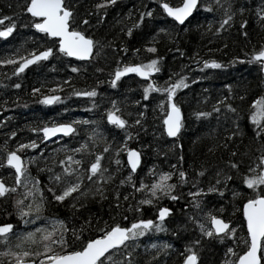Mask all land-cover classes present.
<instances>
[{
  "label": "trees",
  "instance_id": "trees-1",
  "mask_svg": "<svg viewBox=\"0 0 264 264\" xmlns=\"http://www.w3.org/2000/svg\"><path fill=\"white\" fill-rule=\"evenodd\" d=\"M100 2L101 0H66V4L75 9L74 16L79 30L92 35L95 40L104 45L103 53L100 54L99 50H95L96 54L91 61L83 62L71 59L64 54H58L17 75H13L14 65H0V177H3L8 184L15 183V172L5 164V146L7 150H12L17 143L36 140L37 149L25 148L21 150V154L25 156V163L31 176H38L41 187H45L44 194L47 197L45 215L65 218L69 228L76 227L77 229L91 215L92 227L84 233L85 237H90L103 228L105 222L109 225L120 223L122 226H127L134 219L140 218H151L158 222V209L167 206L173 209V213L165 220L162 229L160 231L150 230L144 236L139 237L135 244L129 245L134 253L133 264H182L186 255V246H192L198 252L199 264H223L228 248L232 247L236 253H240L246 247L244 241L248 239V234L246 220L243 216V204L252 195V192L247 185L242 183L241 174L246 173L250 166L258 163L259 156L264 155V140H258L255 137L254 126L249 119L250 112L244 110L247 99L254 96L260 89L264 90V87L260 86L264 85V78L249 77L246 74L250 71L258 73H262V71L258 65H252L247 60L234 64L228 62L236 56H248L254 46L259 48L264 42V27H261V23L257 19V8L264 7V0H234V7H243L245 11L237 12L229 25H226L220 32H217L216 29L222 18V11H209L203 7V4L213 2V0H200L195 14L184 26L178 24L163 11L160 0H117L115 5L107 8V16H103V9H96L95 6ZM170 2L175 5L180 0H170ZM27 3L28 0H0V16L11 17L12 20L22 18V20H15L16 28L24 29V37L23 34L17 36L19 31L14 30L9 37L0 38V58L11 56L18 48L20 49L19 55L30 51L31 48H36L39 51L44 47H53L54 52L58 51L57 40L46 37L44 33L31 26L33 22L28 20V13L23 11ZM146 9H152L153 16L146 18L145 24L139 28H134L132 36H127L126 29L136 23L139 13ZM85 15L89 21L87 25L80 23ZM98 19L99 23H97ZM242 19L248 21L246 26L242 27ZM9 22V20H4L2 26H7ZM209 22L212 23L210 29H208ZM122 28L125 31H121ZM158 29H167V32L158 33ZM244 31L248 32L247 37L243 35ZM169 33L173 34L172 39H169ZM110 41L117 46L114 55L109 52ZM121 41L127 44V52L121 46ZM153 41H155L156 53H151L144 47L145 44L151 45ZM133 49H139L138 54ZM104 54H107V58L122 57L125 60L124 63H141L158 55L162 57L161 71L152 74L151 80L127 73L117 81L116 86H113L110 83V77L115 68L106 69L110 67V63L101 59V55ZM209 58L222 60L227 67H197L198 63L202 65V61ZM73 66L79 68L80 71L74 72ZM189 70V77L195 82L190 83L188 88L180 89L177 92L176 100L184 110L185 121L181 134L172 139L167 136L164 128L167 107L165 93L154 91L147 99H141L142 90L148 82H158L159 85L166 86L169 76H172L173 73L183 74ZM68 76H72V80L68 81L61 90L60 94L65 99L59 103L44 105L40 102V95L32 93L33 88H40L41 93L49 94L52 83L66 80ZM197 76L201 79L196 80ZM175 78L177 77H173V80ZM98 81L102 83H97ZM225 81L228 83L223 87L222 97L229 96L230 92L227 87L229 83H237L239 86L242 96L237 95L236 100L241 107L240 112L231 113L224 109L219 114L213 113L211 117H215L214 119L202 117V121L199 120L192 124L193 118H197L193 113L202 111L200 107L205 94H208L214 86H219ZM15 84H20V87H14ZM92 87L98 89L97 97H81L71 94L72 91L90 90ZM239 97H243V99ZM93 100L96 107L92 106ZM113 100L117 102L119 114L124 115L129 121L138 119V112H145L142 121L144 127L133 125L129 128V131L135 134L134 137L126 140L125 131L106 120L105 109L112 107L111 101ZM137 100L140 101V104L135 103ZM162 100L165 101L164 108L160 107ZM144 104L148 105L146 110L143 108ZM65 109L67 111H64ZM236 114L239 115L238 123L240 125L237 136L229 142L228 148H224L220 141L227 138L226 132L237 131L233 126ZM51 119H55L58 123L79 121L75 125L77 132L63 139L41 143L42 133L33 132L31 128H42L44 122ZM98 125L102 128L107 141L111 142L112 149L121 148V145L126 144L127 148L135 147L141 151V165L138 171L133 173L137 187L141 179L150 184L152 176L149 173V168L153 165L158 171H169L171 170L170 165H176L177 169L182 168L188 172V183L185 184L179 183L178 173L172 177V182L177 183L173 194L178 199L173 200L169 196H164L157 198L151 205L139 204L142 198H147L145 193L143 191L133 192L132 185L129 183L124 185L119 183L130 171L127 152L121 148L119 153L110 149L105 152L101 160L102 166L109 172L115 171L116 160L120 161L116 177L112 182L104 185L107 189L105 199L101 200L99 195H88L78 201L83 205L80 208L72 207L69 199L63 203H56L52 200L46 187L50 173L43 170L45 164L47 163L48 168L53 171H60L63 165H60L58 161L63 159L66 154L71 153H65L62 149L57 151V149L62 145L76 148L81 141L91 140L88 133ZM12 131H16L15 137L10 135ZM198 137L199 139H197ZM214 144L217 147L209 151ZM104 146L103 142H97L93 148L90 143L89 148H92V152L76 154L78 157L82 156L84 169L89 167L95 153L104 150ZM40 149H43V156L50 157L49 161L39 157ZM233 150L236 152L234 157L231 156ZM181 155L183 160H180ZM28 157H37V159L28 163ZM229 159L239 162V171L227 166ZM52 160L57 163L52 164ZM74 167L79 166L74 165ZM201 168L207 169L202 176L199 175ZM220 170L232 177L227 181L225 191L222 194L219 192L197 194L195 199L200 200L202 212L205 211L204 208L211 209L214 215L230 219L232 226L236 227L235 238L232 235H227L221 240L218 236L207 237L200 233V237H196V239H200L201 244L196 246L191 243L196 239H189L188 236L183 235L186 233L194 235L197 228L187 215L192 207V202H195L189 193H195L197 187L224 188L223 180L217 184L216 173ZM84 187L95 190L96 185L91 184L85 178ZM117 189L121 193L120 207H117L115 203L114 193ZM233 191H236L238 195L234 197ZM23 192L24 189L21 186L11 196L0 197V223L11 222L19 229H27L28 226L23 224L14 210V199L19 198ZM125 194H128L127 200L123 199ZM188 204L190 207L185 208V205ZM8 213L12 214L8 215ZM97 217H99V223ZM201 220L210 226L207 217L202 216ZM165 228L167 230H164ZM77 236H79V232ZM182 236H184V240ZM68 241L69 244L81 242L71 233L68 235ZM153 244L157 245V248L153 249L151 247ZM165 244L170 247L164 248ZM123 251L125 250L121 249V252ZM150 258L152 259L150 260ZM228 258L235 260V256L231 253L228 254Z\"/></svg>",
  "mask_w": 264,
  "mask_h": 264
},
{
  "label": "snow or ice",
  "instance_id": "snow-or-ice-1",
  "mask_svg": "<svg viewBox=\"0 0 264 264\" xmlns=\"http://www.w3.org/2000/svg\"><path fill=\"white\" fill-rule=\"evenodd\" d=\"M117 0H101L95 7L96 9H103V16H107V8L115 5ZM161 7L168 16L173 17L176 21L183 24L193 12L200 5V0H180L178 4H172L170 0H160ZM215 4V7H214ZM209 11H222V18L219 21V27L217 32L222 31L226 25L234 19L237 12L243 13L245 8L234 7V0H213V2L203 4ZM24 12L31 14L32 17L38 18L32 23V27L44 33L46 37L59 38L58 39V51L54 52L53 47H44L43 50H37L31 48L30 51L24 52L23 55H19L20 49L12 53L11 56L6 58H0V65L12 64L14 65L13 75L21 74L31 65L40 64L42 61H47L50 57L58 54H64L69 57L87 58L92 57L94 49L102 51L104 45L94 39L92 35L86 34L85 31L79 30V26L76 24L74 16L75 9L65 3V0H28L25 5ZM257 19L261 23V27H264V7L257 8ZM153 16L152 9H146L139 13L138 20L131 27L126 29L127 36L133 35V29L139 28L145 24L146 18ZM4 20L10 22L7 26H2ZM100 20H97L99 23ZM81 24L87 25L89 23L87 15H85L81 21ZM248 21L242 19L241 25L246 26ZM16 21L11 17L0 16V38L9 37L16 29ZM212 27V23L209 22L208 29ZM208 29H205L206 31ZM125 31V29H121ZM167 32V29H158V33ZM243 35L248 36V32L244 31ZM169 39L173 38V34H168ZM115 39V38H114ZM113 48L117 46L109 42ZM121 46L124 51H128V46L121 41ZM144 47L151 53H156L155 41L151 45L145 44ZM119 50V49H117ZM138 54L139 49H133ZM198 55V54H196ZM162 57L156 55L154 58L141 63H124L121 57V64H118L114 73L110 77V83L116 86L117 81L127 73H136L140 77L148 78L151 80L153 73L161 71L160 61ZM247 60L250 63H256L260 70L264 72V42H262L259 48L254 46L253 51L248 56H236L228 63L234 64L237 62ZM18 62V66L17 65ZM197 67L204 68H224L227 65L222 61L215 58L204 59L201 64H197ZM74 72H79L80 69L73 66ZM189 72L183 74L173 73L169 76L166 86L159 85L158 82H148L143 86L141 99H147L152 92L165 93V100L167 101L166 115L164 117V125L166 127L167 134L172 137L180 134L183 124V113L180 104L176 100L177 92L180 89H186L190 83H194L195 80H191ZM173 77H177L173 80ZM196 80L201 79L197 76ZM72 80V76H68L66 80H58L52 83V87L49 90V94H43L40 88H33L32 93L34 95H40V102L44 105H53L61 102L65 99L62 96L61 90L67 85L68 81ZM97 83H102L98 81ZM43 86V85H42ZM14 87L19 88L20 84H15ZM231 89L232 85H228ZM72 95L81 97H97L98 89L92 87L90 90L72 91ZM243 99V97H239ZM205 100L208 98L205 97ZM228 97H221L216 100L212 106L211 111H197L193 114L197 118L211 117L213 113L219 114L221 106H223L226 112L237 113V109L231 103H226ZM136 104H140V101H135ZM111 108L105 109L106 120L111 124L123 129L126 133L125 139L135 136L134 133L129 131L133 125L144 127L142 121L145 116V112H138V119L129 121L124 115L119 114V108L115 100L111 101ZM93 107H96L95 101L92 103ZM147 104L143 105L146 110ZM160 107H165V101H160ZM64 111H67L65 109ZM252 125L254 126V134L258 140H264V94L257 96L251 101V112L249 116ZM239 115L236 114L233 120V126L237 131H227L226 139L220 141L224 148L229 147V142L232 141L239 130ZM79 121H69L64 123H58L55 119H51L44 122L42 128L32 127L31 130L36 133H42L41 143L48 141L52 137H56L57 134H63V136H71L77 132L76 124ZM87 123V121H84ZM12 137L17 135L16 131L10 133ZM63 136L61 139H63ZM88 136L91 140L85 139L81 141L76 148H69L67 145H62L57 149L63 150L66 154L63 159H60L58 163L63 165L60 171H53L49 169L47 163L43 170L48 171L47 191L56 203H63L66 199L71 200V206L74 208H80L83 205L78 203L81 198H86L88 195H99L100 199H105V184L112 182L116 177V173L119 171V159L116 160L117 168L115 171L109 172V170L102 166L101 160L110 149L115 153H119L121 148L127 152V159L131 165V169L126 177L121 179L119 183L124 185L129 183L132 185L133 192L143 191L147 198H142L139 204H153L157 198L169 196L173 200L178 199L173 194V190L177 187L176 182H172L174 175L179 176V183H188V172L182 168L177 169L176 165H170L169 171L156 170V166L153 165L149 168V173L152 176L151 182L145 183L141 179L138 183L133 179V173L136 171L141 161V152L135 148H127L126 144L121 145V148L112 149L111 142L107 141L106 136L103 133L102 128L99 125L92 129ZM199 139V137L197 138ZM97 142L104 143V150L95 153L94 159L90 162L87 169L83 168L82 156H77V153L92 152V148H89L91 143L93 148ZM182 147V146H181ZM217 145H213L209 151L215 149ZM37 149L38 144L36 140H29L25 143H17L16 147L12 150L6 151L5 164L11 166L15 171V183L8 184L3 177H0V197L7 198L13 193H16L21 186H23L24 192L19 198L14 199L15 214L23 221V224L28 226L26 230L19 229L11 222L0 223V264H133V250L129 248L130 244H135L139 237H142L150 230L160 231L165 223V218L169 217L173 213V209L167 206L160 207L158 209V222L151 218L134 219L129 225L122 226L120 223H113L109 225L105 222L103 228H100L97 232L93 233L90 237H85L84 233L88 231L92 225V216L89 215L87 220H84L79 229L76 227L69 228L68 221L65 218H59L57 216L45 215V209L47 207V197L45 196V187H41V181L39 177H32L27 165L25 163V156L21 154V150ZM51 152V150H50ZM54 155L55 153H51ZM39 157L45 161H49L50 157L43 156V149H40L38 153ZM236 152L233 150L231 156H235ZM37 157H28L27 162L32 163ZM180 160H183V156H180ZM259 162L250 166L246 173H242V183L247 185L251 190L252 195L246 199L243 204V214L246 217V231L248 239L244 241L246 247L242 252L236 253L234 248L230 247L225 253V261L223 264H264V155L259 156ZM52 164H56L57 161L52 160ZM78 165L79 167H74ZM227 166L239 171L240 164L234 159L227 161ZM207 171L206 168L199 170V175H203ZM85 174H87L85 176ZM218 179L217 184L221 180L225 182L224 188H218L216 186H209L207 189L197 187L195 193L190 192L189 195L194 198V209L201 208V202L195 199L197 194H204L206 192H219L223 193L226 189L227 181L232 177L227 173H223L220 170L216 173ZM85 178L91 183L95 184V190L90 187H84ZM103 183H100V182ZM55 185V186H53ZM75 194V195H73ZM150 194V195H148ZM232 195L235 197L238 195L236 191H233ZM115 203L117 207H120L121 193L117 189L114 193ZM124 200L128 199V194L123 196ZM131 207V205H129ZM188 207V205H185ZM12 213H8L11 215ZM201 215L207 217L210 221L206 224L203 220L198 219L194 215H189V219L192 220L194 225L199 227V232L203 236L213 237L218 236L221 240L224 236L232 235L235 238L236 227L232 226V221L225 219L220 215H214L211 211L201 212ZM99 223V217L96 218ZM164 230H167L166 228ZM79 232V236L77 233ZM72 234L74 238L80 239L79 244H69L68 235ZM192 244L199 246L201 244L200 239H196L191 242ZM153 249L157 248V245L151 246ZM164 248L170 247V245H163ZM121 249L125 251L121 252ZM231 253L235 256V260H230L228 254ZM159 255V252H157ZM152 258H150L151 260ZM200 256L198 252L192 246H186V255L182 261V264H199Z\"/></svg>",
  "mask_w": 264,
  "mask_h": 264
},
{
  "label": "bare ground",
  "instance_id": "bare-ground-1",
  "mask_svg": "<svg viewBox=\"0 0 264 264\" xmlns=\"http://www.w3.org/2000/svg\"><path fill=\"white\" fill-rule=\"evenodd\" d=\"M20 1H24V0H20ZM65 3H66V0H65ZM199 7V6H198ZM197 7V8H198ZM28 15H29V18H28V20H30L31 22H34L36 19H38V18H35V17H32L31 16V14H29L28 13ZM15 20L17 21V20H22V18H15ZM15 30H17V31H19V33L17 34V36H20V34L24 37V29L23 28H16ZM103 51L104 50H102V51H100V54H102L103 53ZM109 52H111L112 53V55H114L115 53H116V48H113L112 46H110L109 47ZM108 52V53H109ZM95 54H96V51H95ZM106 55L107 54H104V55H101V59L103 60V61H105V62H108V63H110V67H108V68H106L107 70H111V68H116L117 67V65L118 64H122L121 63V57L120 58H115L114 56L111 58V57H109V58H107L106 57ZM71 59H73V58H71ZM93 59V58H92ZM91 59V60H92ZM74 60H77V59H74ZM91 60H88V61H86V60H79V61H83V62H89V61H91ZM125 60L123 59V62H124ZM252 65H254V64H256V63H251ZM257 65V64H256ZM17 66H18V63H17ZM31 66H33V65H31ZM31 66H29V68L31 67ZM28 68V69H29ZM28 69H26V70H28ZM251 69V68H250ZM25 70V71H26ZM253 70V69H252ZM24 71V72H25ZM23 72V73H24ZM108 72H111V71H108ZM257 73V74H256ZM263 73V74H262ZM262 73H258V72H254V71H250V72H247V76H249V77H253V76H256V77H260V79H262V78H264V72H262ZM154 74V73H153ZM240 75V74H239ZM236 77L238 76V75H235ZM228 82H222L221 84H219V86H214L213 87V89L211 90V91H209L208 92V94H205V97H207L208 99L207 100H205L204 98H202V102H203V104H202V106L200 107V109L202 110V111H211L212 110V106H213V104L215 103V101L216 100H218V99H220L221 97H222V92L224 93V91H222V90H224L223 89V87H225L226 86V84H227ZM229 85H232V88L231 89H229L228 88V91L230 92L229 93V96H228V100L226 101L227 103H231V104H233V106L237 109V111H239L240 112V110H241V107H239V103L237 102V100H236V97H237V95H239V96H242V94H241V92L239 91V86H238V84L237 83H229ZM261 86V88L262 87H264V85H260ZM228 87V86H227ZM264 92V90H263V88H262V90L260 89L259 90V92H257L254 96H252L250 99L248 98L247 99V101L245 102L246 103V109H244L246 112H251V101L253 100V99H255L257 96H259V95H261V94H264V93H262V92ZM225 108L223 107V106H221V111L222 110H224ZM183 110V109H182ZM183 115H184V121H185V114H184V110H183ZM210 118H215V117H210ZM199 120H203L202 119V117L201 118H193V120H192V124L194 123H196L197 121H199ZM212 120V119H211ZM164 128H165V132H166V134H167V131H166V127H165V125H164ZM182 132V131H181ZM181 134V133H180ZM167 136L169 137V135L167 134ZM65 137H69V136H65ZM65 137H63V138H65ZM177 138V137H176ZM175 139V138H174ZM135 148V147H134ZM135 149H137L138 151H140L138 148H135ZM141 152V151H140ZM141 156H142V154H141ZM8 166V165H7ZM8 167H10V166H8ZM10 168H12V167H10ZM13 169V168H12ZM13 171H14V169H13ZM15 172V171H14ZM194 203L195 202H192V207H191V209L188 211V213H187V215L189 216V215H194V216H196L198 219H202V216L203 215H201V212H202V208H200V209H194V207H193V205H194ZM213 206H214V203H213ZM188 207H190V205L188 204ZM212 207V206H211ZM185 208H187V207H185ZM203 210H205L204 212L206 213V212H208L209 210L211 211V209H209V210H206L205 208L203 209ZM205 217V216H204ZM188 219H189V217H188ZM190 220V219H189ZM192 221V220H191ZM183 235H186V236H188V238L189 239H196V237H200L199 235H200V232H199V230H198V226H197V228L195 229V231H194V235H190V234H183ZM182 239L184 240V236H182Z\"/></svg>",
  "mask_w": 264,
  "mask_h": 264
},
{
  "label": "water",
  "instance_id": "water-1",
  "mask_svg": "<svg viewBox=\"0 0 264 264\" xmlns=\"http://www.w3.org/2000/svg\"><path fill=\"white\" fill-rule=\"evenodd\" d=\"M196 10V9H195ZM195 10H194V12H195ZM194 12H193V14H192V16L194 15ZM167 14V13H166ZM192 16H190L189 18H188V20L192 17ZM171 18H173V17H171ZM174 19V18H173ZM175 20V19H174ZM188 20H186L183 24H181L180 22H178V21H176L177 23H179V24H181V25H184V24H186V22L188 21ZM55 39H59V38H55ZM94 53H95V49H94V52H93V55H92V57L94 56ZM92 57H87V58H80V57H70V58H73V59H77V60H86V61H88V60H91L92 59ZM63 136V134H57V136L56 137H52V138H50L48 141H45V142H51V141H53V140H56V139H58V138H61ZM63 137H65V136H63ZM170 137H172V136H170ZM177 137V136H176ZM172 138H174V137H172ZM128 155V154H127ZM127 161H128V159H127ZM141 162H142V156H141V161H140V164L138 165V167H137V169H136V171L135 172H137V170L139 169V167H140V165H141ZM128 164H129V167H130V169H131V165H130V163L128 162ZM9 166V165H8ZM11 167V166H10ZM167 218V217H166ZM165 218V219H166ZM244 218L246 219V217L244 216Z\"/></svg>",
  "mask_w": 264,
  "mask_h": 264
},
{
  "label": "flooded vegetation",
  "instance_id": "flooded-vegetation-1",
  "mask_svg": "<svg viewBox=\"0 0 264 264\" xmlns=\"http://www.w3.org/2000/svg\"><path fill=\"white\" fill-rule=\"evenodd\" d=\"M184 26V25H183ZM243 216H244V214H243ZM230 220V219H229Z\"/></svg>",
  "mask_w": 264,
  "mask_h": 264
},
{
  "label": "rangeland",
  "instance_id": "rangeland-1",
  "mask_svg": "<svg viewBox=\"0 0 264 264\" xmlns=\"http://www.w3.org/2000/svg\"><path fill=\"white\" fill-rule=\"evenodd\" d=\"M59 57V56H58ZM171 198V197H170Z\"/></svg>",
  "mask_w": 264,
  "mask_h": 264
}]
</instances>
